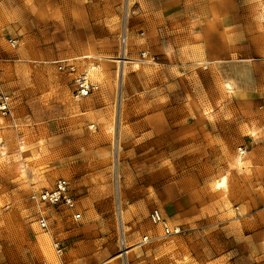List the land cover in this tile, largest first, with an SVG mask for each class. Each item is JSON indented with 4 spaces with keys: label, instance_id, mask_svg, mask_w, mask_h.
<instances>
[{
    "label": "rangeland",
    "instance_id": "374dc122",
    "mask_svg": "<svg viewBox=\"0 0 264 264\" xmlns=\"http://www.w3.org/2000/svg\"><path fill=\"white\" fill-rule=\"evenodd\" d=\"M57 1L0 0V58L14 59L0 65V264H264V0L226 10L225 46L211 47L200 21L216 15H194L201 26L176 0H89L81 16ZM71 52L97 85L81 101L50 62ZM60 178L78 220L30 198Z\"/></svg>",
    "mask_w": 264,
    "mask_h": 264
},
{
    "label": "built area",
    "instance_id": "2783aa9c",
    "mask_svg": "<svg viewBox=\"0 0 264 264\" xmlns=\"http://www.w3.org/2000/svg\"><path fill=\"white\" fill-rule=\"evenodd\" d=\"M9 41L12 44L16 43V41L12 39ZM55 64L58 70L72 75V94L75 99L81 100L82 98L89 96L97 88V85L92 82L87 69L78 71V65L75 58L59 59L55 61ZM11 103L12 99L10 94L0 88V114L2 116L7 117L11 114ZM30 198L38 204L66 208L70 210L72 218L76 220L81 217V212L77 206V199L71 190L69 182L65 179H58L52 187H44L33 191ZM38 213L36 219L38 226L45 232L51 233V227L47 215L43 212ZM150 220L154 224L162 226L163 236L178 234L176 226L169 225L159 210L154 209L151 211ZM51 239L56 255L62 257L68 248V244L65 240L57 238L54 234L51 235Z\"/></svg>",
    "mask_w": 264,
    "mask_h": 264
},
{
    "label": "crops",
    "instance_id": "0c3cea01",
    "mask_svg": "<svg viewBox=\"0 0 264 264\" xmlns=\"http://www.w3.org/2000/svg\"><path fill=\"white\" fill-rule=\"evenodd\" d=\"M79 1H80V5L82 6L80 9L81 13L79 12V14H80L79 16H81V14L84 15L86 13L85 10H91V6L94 5L91 2H89V0H79ZM169 1L170 0H155L153 6L149 7V9H147V10H168V9L172 8L171 7L172 5H173V7H176L174 4H171ZM241 1L239 0V2H237V0H176V2H173V3H175L179 7V8L176 7L177 10H191L190 11V14L192 15L191 21H194L193 16L197 15V14L199 15L200 12L202 14L203 12L205 13V11H210L216 15L215 16L216 18H210V16H207L205 20L201 19L200 22L203 24V26L200 22L194 21L196 23L201 24V26L203 27V28H201L202 32H204V34H203L204 44L203 45L211 47L213 45L214 46L215 45L225 46V43L223 41L226 38V32H225L226 31V28H225L226 27V24H225L226 23V17H225L226 16V10H238L240 7L239 4H241ZM104 2H105V4L103 6H101V5L98 6L99 10H103V9L104 10H113V6L107 5L108 0H105ZM57 4H58L57 6L59 7V5H60L59 0L57 1ZM90 4H92V5H90ZM245 9H246V6H245ZM51 10H53V9L51 8ZM90 13H91V11H90ZM222 24H224L225 27H223ZM27 47L30 48L29 43L26 44V48ZM46 53H47V50H43L44 56ZM73 53H76V54H73ZM43 54H42V57H40L37 54V57L43 58ZM70 54H73V55L64 56V58H67L70 56L71 57L72 56H80L82 58L88 57L86 54L85 55L79 54V52H71ZM30 55H31V53H30ZM33 55H34V57H36L35 52H33ZM60 56H63V54L62 55L51 54V57H53V59L50 60V62L61 59L62 57H60ZM84 60L85 59H82L79 61L81 63V66H85V65H83ZM11 61H14V59L9 61V59H7V58H0V65L5 64V63H9ZM87 70H89V68ZM0 71H2V67H0ZM88 72L90 74V70ZM84 98H86V97H84ZM83 99H81V100H83ZM11 112H12V108H11ZM176 227H178V226H176ZM53 234L56 235L55 232H53ZM161 236H162L161 233L155 234V235L152 234L151 236H148L149 240L144 241V242H148V241L154 240V239H159ZM61 263L69 264L65 259L63 261H61L60 264ZM86 264H88V263H86Z\"/></svg>",
    "mask_w": 264,
    "mask_h": 264
},
{
    "label": "bare ground",
    "instance_id": "6f19581e",
    "mask_svg": "<svg viewBox=\"0 0 264 264\" xmlns=\"http://www.w3.org/2000/svg\"><path fill=\"white\" fill-rule=\"evenodd\" d=\"M89 67L90 68H95V67H97V65H95L94 63H89ZM20 144V143H19ZM24 147V146H23ZM21 148V147H20ZM240 150H242V148L240 149ZM242 157V153H238L237 155H236V157H235V162L236 163H239L240 161H241V158ZM215 185L217 186V187H224V185H225V177H221L220 179H218L217 181H216V183H215ZM177 228V232H179L180 231V228L179 227H176ZM147 239V238H146Z\"/></svg>",
    "mask_w": 264,
    "mask_h": 264
}]
</instances>
